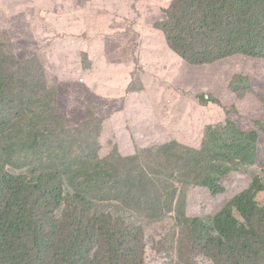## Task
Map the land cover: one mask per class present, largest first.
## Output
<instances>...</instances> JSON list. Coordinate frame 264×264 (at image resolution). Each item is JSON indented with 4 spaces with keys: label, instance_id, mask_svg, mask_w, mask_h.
<instances>
[{
    "label": "trees",
    "instance_id": "trees-1",
    "mask_svg": "<svg viewBox=\"0 0 264 264\" xmlns=\"http://www.w3.org/2000/svg\"><path fill=\"white\" fill-rule=\"evenodd\" d=\"M151 7L169 49L190 66L264 61V0L148 4L142 15L153 24ZM31 58L0 54V264H149L157 225L164 233L156 258L170 264H264V121L243 128L224 107L196 146L166 140L127 154L98 125L91 102L69 126L57 83L39 55ZM229 88L238 98L253 90L239 75ZM231 171L249 176L248 187L211 216L187 215L190 187L216 196Z\"/></svg>",
    "mask_w": 264,
    "mask_h": 264
},
{
    "label": "rangeland",
    "instance_id": "rangeland-1",
    "mask_svg": "<svg viewBox=\"0 0 264 264\" xmlns=\"http://www.w3.org/2000/svg\"><path fill=\"white\" fill-rule=\"evenodd\" d=\"M168 2L0 0V54L18 61L39 55L50 80L60 89L58 111L67 124L75 126L84 120L91 102L102 121L98 125L114 133L111 143L127 154L166 140L196 146L205 124L215 115L226 116L224 107L227 117L243 128L253 119L264 121V61L233 56L212 66L188 65L169 49L154 24L153 10L159 17L155 8L151 7L153 24L142 15L146 5ZM45 12L47 20L41 17ZM85 53L91 62L87 70L82 68ZM234 75L247 77L253 88L242 98L229 88ZM201 94L210 97L211 103L200 101ZM171 129L176 130L174 139ZM107 144L106 137L102 145ZM70 154L78 155L72 148ZM249 183V176L231 171L220 179L224 192L216 196L192 186L184 198L186 213L211 216ZM151 233L149 264H170L156 258L163 227L157 225Z\"/></svg>",
    "mask_w": 264,
    "mask_h": 264
},
{
    "label": "crops",
    "instance_id": "crops-1",
    "mask_svg": "<svg viewBox=\"0 0 264 264\" xmlns=\"http://www.w3.org/2000/svg\"><path fill=\"white\" fill-rule=\"evenodd\" d=\"M86 56H87V55H86V53H85V54H84V57L86 58ZM82 57H83V55L80 54V55H79V60H80V62H81V66L83 65V63H82V61H81V60H82Z\"/></svg>",
    "mask_w": 264,
    "mask_h": 264
},
{
    "label": "clouds",
    "instance_id": "clouds-1",
    "mask_svg": "<svg viewBox=\"0 0 264 264\" xmlns=\"http://www.w3.org/2000/svg\"><path fill=\"white\" fill-rule=\"evenodd\" d=\"M171 0H169V2H170ZM168 2V3H169ZM167 44V43H166ZM168 46V45H167ZM174 53V52H173ZM86 55H87V53H86ZM32 57V56H31ZM179 57V56H178ZM89 59H88V55L86 56V61H88Z\"/></svg>",
    "mask_w": 264,
    "mask_h": 264
}]
</instances>
